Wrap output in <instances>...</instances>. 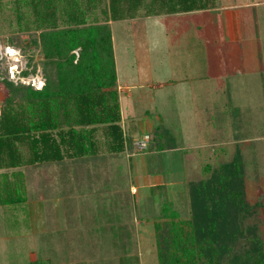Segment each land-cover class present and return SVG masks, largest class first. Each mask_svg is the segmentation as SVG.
Here are the masks:
<instances>
[{
  "label": "rangeland",
  "instance_id": "obj_1",
  "mask_svg": "<svg viewBox=\"0 0 264 264\" xmlns=\"http://www.w3.org/2000/svg\"><path fill=\"white\" fill-rule=\"evenodd\" d=\"M213 2L192 15L162 17L164 30L154 19L131 31L130 22L115 25L121 124L146 118L137 137L149 133L154 150L152 141L147 151L129 149L113 170L98 165L105 160L89 161L94 175L88 172L84 186L77 173L50 175L63 163L25 167L26 201L0 204V264H135L134 257L139 264H159L155 224L168 220L163 207L188 219V184L237 154L246 198L257 207L252 219L264 235V0ZM16 9L12 0H0V81L41 89L44 53L38 54L39 43L29 45L38 37L20 32ZM23 10L33 19L31 9ZM146 42L154 51L145 53ZM33 68L36 73L20 77ZM4 99L0 89V107ZM108 154L103 148L100 158ZM139 158L145 161L135 169ZM170 175L165 188L145 189L155 176ZM131 186L146 192L134 195ZM78 189L82 196L69 194Z\"/></svg>",
  "mask_w": 264,
  "mask_h": 264
},
{
  "label": "trees",
  "instance_id": "obj_2",
  "mask_svg": "<svg viewBox=\"0 0 264 264\" xmlns=\"http://www.w3.org/2000/svg\"><path fill=\"white\" fill-rule=\"evenodd\" d=\"M96 1L12 0L20 31L40 32L32 34L39 42L34 38L32 42L39 43L49 61L43 65L41 89L0 81L5 94L0 117L2 205L26 201L22 169L27 166L94 159L103 148L109 155L134 148L135 139L121 124L111 32L92 15ZM213 1L109 0V10L111 20H123L134 18L142 8L148 16L174 14L208 10ZM23 8L31 9L33 19ZM31 73L36 68L22 71L21 76ZM204 173L187 186L188 219H179L176 211L163 207L168 220L155 224L159 264H264V235L252 219L257 207L246 198L243 159L237 154ZM132 260L139 264L138 257ZM37 263L41 264L33 262Z\"/></svg>",
  "mask_w": 264,
  "mask_h": 264
},
{
  "label": "crops",
  "instance_id": "obj_3",
  "mask_svg": "<svg viewBox=\"0 0 264 264\" xmlns=\"http://www.w3.org/2000/svg\"><path fill=\"white\" fill-rule=\"evenodd\" d=\"M140 12H141V10H139V12H138L139 15L137 14V16H135L134 18H126V19H123V20H111L110 10H109V0H97L96 1V4H95V8L93 9V12H92V15L99 20L98 23H100V24H106V25L109 26V30L111 32V39H112V43H113L114 60H115V68H116V74H117L118 84H119V70H118V54H117V46H116V37H115V31H114L115 25L118 24V23H122V22H130V24H133V26L129 29L131 31L133 28H135V27H137L139 25L138 23L143 22L144 25H146L147 22H151V21L153 22V19H154L155 20V23H156V28L159 27L160 29L162 28L164 30V28H166V27H160L162 24H160V21L159 20L162 17H170V16H174V15L178 16L180 14V13H174V14H159V15H150V16L143 15V16H141L140 15ZM194 12H197V11H193V12H182L180 15L181 16L183 14L192 15V14H194ZM222 18H223V21L226 23V21H227L226 16H224V17L222 16ZM139 21H141V22H139ZM225 27H226V25L224 26V31H225V33H227V31L229 30V28L227 30V28H225ZM144 28H145V26H144ZM20 32L21 33H24L22 31H20ZM31 33H34L37 36H39V34H40V32H31ZM225 33H224V35H225ZM135 39H136V35H134V37H133L132 45L134 46V48H138L139 46H141V44H137V41ZM161 39L162 40H167V39L164 38V36L163 37L161 36ZM29 43H30L29 45H31L33 43L32 40L29 41ZM8 46L14 48L17 51L20 50L21 54H23L22 48L16 47V46H13V45H8ZM37 49H38V54L40 55L43 52L42 47L39 46V48H37ZM154 49H155V46L152 45L150 42H146L144 44V51H146L145 53H147V51H150V52L151 51H154ZM75 54L78 55V51H75ZM16 55H17V53H16ZM149 56H151V54H147L146 55V57H149ZM44 58L45 57L41 58V56H40V60H44ZM46 60L47 59H45V61ZM148 60H150V59L148 58ZM37 61H38V59L36 58V61L35 62H37ZM45 61H43L44 64H45ZM48 61H49V59H48ZM17 63L18 62L16 61V64H14V65H17ZM22 71H26V69L25 70L23 69ZM20 77L21 78H28L30 76H27V77L20 76ZM36 77H39V76L37 75ZM36 77L32 76V78H36ZM178 80L184 81L185 79L179 78ZM161 95H166V93L165 94H161ZM146 121H147L146 118H144L143 120H141V123H140V121L137 123V121L127 119V124L123 125V127L125 126L124 129H125L126 132H128V134H129L128 136H130V138L133 135L132 136V139L133 140L134 139H138V138H141V137H137V136L140 135V134L137 135V133L139 132V130H141V131L144 132L145 125L148 124ZM150 129H151V127H150ZM144 134L145 133H143L142 135H144ZM147 134H149V133H147ZM154 145H156V143L153 141L151 143L150 148H149L150 151H153L154 150V148L152 147ZM103 156L104 157L100 158L101 155H99V156L95 157L94 159H65L62 162H58V163H63V167H58V169H54L53 172H50V175L52 173V174H58V175L61 176V173H62V174H65L66 175V178H68V174H71V176H73V174L77 173L79 175L81 181H82L83 186H84V182H85V180H87L86 176H87L88 172H91V174L94 175V173L90 169L92 167L91 166L92 163H89V161L99 162V161H101L100 159H102V160H105V161H101L98 164V165H100V167H101V165L103 163H106V168H109L110 170H113L114 167L116 168L115 161L118 160V157L120 155H114V157H113V155H109L108 154V155H103ZM143 161H145V159H140L139 158V159L135 160L134 163H133L134 164L133 166L135 167V169H140L141 162H143ZM55 163H57V162H53V164H55ZM46 164H49V163H46ZM38 165H41V164L31 165V167H33L34 169H36V166H38ZM59 166H62V165H59ZM22 170H24V169H22ZM57 171H58V173H57ZM3 172H4L3 170H0V174L3 173ZM170 179H171V175L168 178H166V179L165 178L163 179V178H161L159 176L158 177L155 176V178L153 180L148 181V184L145 185V189H151V188H155V187L165 188L166 187V184H168L170 182L169 181ZM77 186L80 187V188H82V186H80V185H77ZM138 187L137 186H131V190H132L131 193L134 194V195H138V194H142V193L146 192L145 190H143L140 193ZM153 192H154V189L150 191V194L152 195ZM71 193L75 194V196H77V197L82 196L80 194L81 191H79V189H78V191H76V190L69 191V194H71ZM154 197H156V196H154ZM79 204H81V203L79 202Z\"/></svg>",
  "mask_w": 264,
  "mask_h": 264
},
{
  "label": "built area",
  "instance_id": "obj_4",
  "mask_svg": "<svg viewBox=\"0 0 264 264\" xmlns=\"http://www.w3.org/2000/svg\"><path fill=\"white\" fill-rule=\"evenodd\" d=\"M17 70V69H16ZM14 71V73L15 72H17V73H19L20 74V72L19 71ZM13 71V70H12ZM11 71V72H12ZM13 73V72H12ZM14 73H13V76H14ZM15 75H16V73H15ZM1 115H2V109H1V107H0V117H1ZM149 144H150V135L149 134H145L143 137H141V138H138V139H135L134 141H133V147H134V151L136 150H138V151H146L147 149H148V147H149Z\"/></svg>",
  "mask_w": 264,
  "mask_h": 264
},
{
  "label": "bare ground",
  "instance_id": "obj_5",
  "mask_svg": "<svg viewBox=\"0 0 264 264\" xmlns=\"http://www.w3.org/2000/svg\"><path fill=\"white\" fill-rule=\"evenodd\" d=\"M12 50V49H11ZM12 55H15V53L13 52Z\"/></svg>",
  "mask_w": 264,
  "mask_h": 264
}]
</instances>
